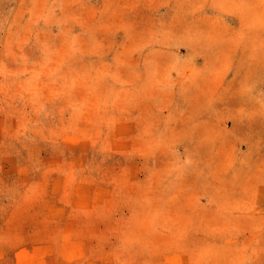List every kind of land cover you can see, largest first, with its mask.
<instances>
[{
    "label": "rangeland",
    "instance_id": "rangeland-1",
    "mask_svg": "<svg viewBox=\"0 0 264 264\" xmlns=\"http://www.w3.org/2000/svg\"><path fill=\"white\" fill-rule=\"evenodd\" d=\"M0 264H264V0H0Z\"/></svg>",
    "mask_w": 264,
    "mask_h": 264
}]
</instances>
